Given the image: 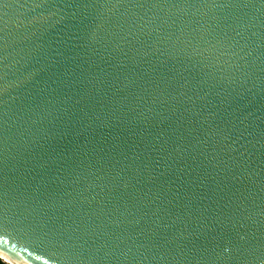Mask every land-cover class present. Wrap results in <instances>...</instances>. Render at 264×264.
<instances>
[{
    "label": "water",
    "instance_id": "obj_1",
    "mask_svg": "<svg viewBox=\"0 0 264 264\" xmlns=\"http://www.w3.org/2000/svg\"><path fill=\"white\" fill-rule=\"evenodd\" d=\"M0 238L264 264V0H0Z\"/></svg>",
    "mask_w": 264,
    "mask_h": 264
},
{
    "label": "bare ground",
    "instance_id": "obj_2",
    "mask_svg": "<svg viewBox=\"0 0 264 264\" xmlns=\"http://www.w3.org/2000/svg\"><path fill=\"white\" fill-rule=\"evenodd\" d=\"M1 245H3V246H7V247H9V248H11L12 250H14V252H18L19 254H22V250H21V248L20 247H17V246H13V245H9V244H7V241H3L1 238H0V247H1ZM32 257H35V256H33V255H31ZM0 258H3V259H5V260H10L9 258H8V256H7V254L6 253H4L1 249H0ZM36 259H37V257H36ZM39 260H41V259H39ZM42 261V260H41ZM44 263H46V261L44 262Z\"/></svg>",
    "mask_w": 264,
    "mask_h": 264
},
{
    "label": "trees",
    "instance_id": "obj_3",
    "mask_svg": "<svg viewBox=\"0 0 264 264\" xmlns=\"http://www.w3.org/2000/svg\"><path fill=\"white\" fill-rule=\"evenodd\" d=\"M0 264H4V263H2V262L0 261Z\"/></svg>",
    "mask_w": 264,
    "mask_h": 264
}]
</instances>
